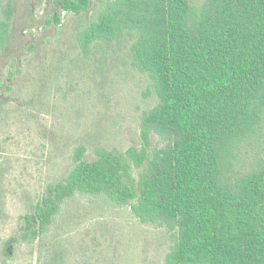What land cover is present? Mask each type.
Instances as JSON below:
<instances>
[{
    "label": "trees",
    "instance_id": "1",
    "mask_svg": "<svg viewBox=\"0 0 264 264\" xmlns=\"http://www.w3.org/2000/svg\"><path fill=\"white\" fill-rule=\"evenodd\" d=\"M55 6L56 25L63 13H87L76 27L85 57L95 44L134 37L133 63L150 78L158 102L142 115L140 149L99 148L88 162L80 146L68 176L22 216L4 254L11 257L18 243L34 244L63 202L85 195L128 206L141 223L173 234L164 264H264V156L245 174L231 171L235 150L264 116V0H204L199 8L189 0H55ZM15 16L13 0L0 3V53ZM9 111L0 106V122ZM154 135L162 146L149 151Z\"/></svg>",
    "mask_w": 264,
    "mask_h": 264
},
{
    "label": "rangeland",
    "instance_id": "2",
    "mask_svg": "<svg viewBox=\"0 0 264 264\" xmlns=\"http://www.w3.org/2000/svg\"><path fill=\"white\" fill-rule=\"evenodd\" d=\"M13 1L11 39L0 53V106L10 110L0 122V264H164L175 236L141 223L128 206L103 196L76 195L63 202L34 244L18 243L11 257L4 254L5 242L20 234L22 216L50 184L68 176L80 146L86 147L88 162L97 159L99 148L140 149L142 115L158 102L150 78L133 63L134 37L95 44L85 57L76 27L88 20L87 13H63L56 25L55 0ZM189 1L197 8L204 2ZM44 91L42 101L33 104ZM161 146L154 135L148 150ZM263 156L264 116L256 133L235 150L231 171L245 174Z\"/></svg>",
    "mask_w": 264,
    "mask_h": 264
}]
</instances>
